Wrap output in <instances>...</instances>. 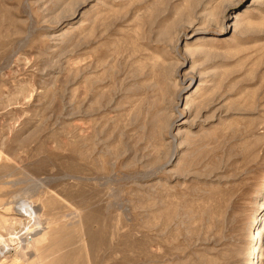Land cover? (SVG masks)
<instances>
[{
  "label": "rangeland",
  "instance_id": "obj_1",
  "mask_svg": "<svg viewBox=\"0 0 264 264\" xmlns=\"http://www.w3.org/2000/svg\"><path fill=\"white\" fill-rule=\"evenodd\" d=\"M263 206L264 0H0V264H264Z\"/></svg>",
  "mask_w": 264,
  "mask_h": 264
},
{
  "label": "bare ground",
  "instance_id": "obj_2",
  "mask_svg": "<svg viewBox=\"0 0 264 264\" xmlns=\"http://www.w3.org/2000/svg\"><path fill=\"white\" fill-rule=\"evenodd\" d=\"M263 208H264V206H263ZM258 222H259V224H258ZM258 222L256 224V227H255V229L253 231V235H252L253 236L252 239H254L256 241V244H257L254 246L253 251H256L257 249H259L258 243L260 242V240H264V212H263L262 216L260 217V219L258 220ZM257 260H258V258H257Z\"/></svg>",
  "mask_w": 264,
  "mask_h": 264
}]
</instances>
